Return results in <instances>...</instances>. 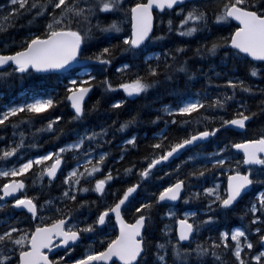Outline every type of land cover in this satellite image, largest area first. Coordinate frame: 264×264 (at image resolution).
<instances>
[{"label":"snow or ice","instance_id":"snow-or-ice-1","mask_svg":"<svg viewBox=\"0 0 264 264\" xmlns=\"http://www.w3.org/2000/svg\"><path fill=\"white\" fill-rule=\"evenodd\" d=\"M108 17L116 18L105 22ZM125 19L130 26L127 33L122 27ZM232 21L238 26L212 36L215 29L230 28ZM17 27L26 29L20 39L10 34ZM116 35L120 40L113 44ZM174 36L204 39L191 48ZM187 51L191 57L185 55ZM117 56L121 57L116 68L119 83L103 75ZM241 57L260 61V67L250 62L247 72L264 79V0H128L127 6L123 0L0 3V66L8 69L0 71V100L6 94L3 89L33 73L56 75L59 84L39 96L0 103V129H12V139L0 147V177L4 178L0 181V264H264V188L245 203L239 225L222 228L219 224L220 214L234 208L250 188L264 184V128L235 142L222 137L212 151L203 150L210 138L228 127L247 130L256 115L264 113V85L227 76L232 71L229 61ZM97 68L100 80L94 74ZM196 80L204 84L190 91ZM96 84L105 92L122 89L126 98L161 86L175 96V103L158 109L170 120L153 135L147 145L151 151L127 167L114 170L107 161L116 164L138 149L139 137L130 127L139 123L138 114L90 130L87 117L98 109L99 100L88 108L86 98ZM213 84L225 91L211 93ZM237 91L259 94L262 99L253 110ZM62 102L70 104L73 115L68 119L84 124L82 130L60 127V115L46 118L48 110ZM125 103L114 99L110 107L119 109ZM231 104L236 110L229 118L204 114L227 113ZM37 120L44 122L37 127ZM176 123L190 130L169 139L164 133ZM25 126L29 131H24ZM67 131L75 139L41 154L33 151L42 148L38 143L42 134L56 132L59 138ZM110 132L126 137L118 144L119 155L104 150L115 139L114 134L107 138ZM4 136L0 131V138ZM189 149L184 160L170 166ZM233 149L242 152L241 159H232ZM66 154L72 157L71 167ZM157 170L162 172L159 177ZM225 173L226 186L218 178ZM117 180L124 186L113 188ZM82 194L98 195L94 200L80 199ZM181 199L187 207L182 214L176 207ZM201 201L206 203L195 210L189 206ZM164 204L168 208L160 211ZM249 214L251 219L244 223ZM157 217L172 223L158 224ZM204 230L209 235L200 239ZM84 240L87 247L77 255L74 246Z\"/></svg>","mask_w":264,"mask_h":264},{"label":"trees","instance_id":"trees-1","mask_svg":"<svg viewBox=\"0 0 264 264\" xmlns=\"http://www.w3.org/2000/svg\"><path fill=\"white\" fill-rule=\"evenodd\" d=\"M5 0H0V3H4ZM125 6L128 4V0H123ZM116 17H108L107 20L110 19H115ZM160 17L157 16L156 18V27L157 31L162 30L160 28ZM163 19L166 21L168 19V16L165 15ZM231 24V27L228 28H222V29H215L212 33V36H215L217 34H227V32L231 31L236 27L237 25L234 24L233 22H229ZM20 24H24V21H20ZM125 33L129 30V22L125 19L122 25ZM26 29L24 27H17L11 29L10 34H14L16 39H20ZM34 31V29H33ZM212 36L206 37L207 39L211 40ZM174 40H176L178 43H185L189 44L191 48H195L197 41H200L203 43V39L200 36H197L195 40L191 38H184V39H179L177 36L173 37ZM120 40V36L116 35L112 39L113 44H117L118 41ZM103 46V45H101ZM169 45L165 44V47H168ZM119 50V47L117 48V51ZM153 49H149V51H152ZM156 51H159L160 49L157 47L155 49ZM91 51V49L89 50ZM146 54V53H145ZM186 56L191 57L192 52L187 51L185 52ZM142 59V56L140 57ZM121 62V57L117 56L114 61L113 65H109L106 67V69L103 72V75L109 76L111 79L114 80V82L119 83L120 82V74L116 71V68L119 66V63ZM152 62V61H149ZM252 62L255 64V66L260 67L261 62H256L248 59L247 57H241L238 60L234 61H229L228 67L232 69V71L227 73V76H234V77H239L241 79H244L247 81V83L251 85H264V79L261 78H252L247 72V68L249 63ZM204 67H207V64L204 65ZM7 68L1 69L0 71H7ZM80 69L77 68L76 71L78 72ZM221 71L223 69H220ZM99 69L97 68L96 73L97 74V80L101 79V76L98 74ZM225 76L224 78H227ZM62 83V81H61ZM219 83V82H218ZM204 84L203 80H196L193 84L190 85V91H195L196 89L201 88V86ZM180 86L183 87V80H181ZM54 87H59L58 84V79L56 75H38V74H31L28 77H25L22 81H14L13 86L10 89H3V91L6 93V97L10 96H15L19 93L25 92L27 95H39L42 94ZM211 93L215 94L217 92H223L225 89L223 87L217 88L215 84L210 85L208 89ZM60 94L63 95V89L60 90ZM237 96H242L244 100H247L249 105L253 110L257 108V101L262 99V96L257 94L255 96H252L250 94H242L239 91H237ZM114 99H125L126 103L124 106H121L119 109H114L111 108L110 105L112 104ZM99 100V106L97 110H94L91 112L88 117H87V126L91 130V126L95 125L96 127H102L104 124L112 125V121H123L128 119L130 116L134 114H138L139 118V123L130 126L131 127V132H134L138 135L139 140H138V149H133L130 150L124 157L123 161H118L116 164H113V160L109 159L107 161L108 165H111L113 169L115 170L116 168H123L127 167V165L130 162H134L137 160L140 156H143L151 151L150 148L147 147V145L152 142V137L154 134L159 132L160 129L165 127V120H170V118L167 115H163L158 109H160L162 104H173L175 103V96L173 93L170 91H166L163 86L158 87L156 89H150L146 94H142L137 96L136 98H126V94L123 92L122 89H116L115 92H105L102 85L96 84L94 86V90L91 91L89 94L88 99L86 100V107L91 108L93 104H96L97 101ZM233 110H236L235 104H231L229 106V111L226 113L224 111H218V112H205V115L208 116H225V118H229L231 115V112ZM53 115H60L62 117V120L58 122L60 127L65 128L66 130L68 129H83L85 126L82 123L79 122H73L70 121L68 118L73 115L69 108V104L67 103H60L55 109H50L48 110V115L47 118H51ZM160 115L162 118L161 120L157 121L155 124L150 123L149 121L155 117ZM195 114H193L194 116ZM180 116H177V121H179ZM36 125V121H35ZM118 128V123L115 126ZM261 128H264V113H258L256 117L247 125V130H244L243 132H237L233 129H228L224 132H221L219 136L215 138H211L207 144L203 147L204 151H212L217 144V141L220 140L222 137H227L228 140L235 142L236 140L243 139V138H252L255 134H257ZM11 130V127H8L7 129H0V131H3L5 133L4 138H0V147L6 146L8 143V140L6 138L7 133ZM190 129L186 128L183 125H180L179 123L172 124L169 128L168 131L164 133L165 136H168L169 139H173L176 137L183 136L189 131ZM24 131H29L27 126L24 127ZM125 131H128L127 129ZM113 134L115 135V139L113 140V143L109 147L108 145H105L104 150L106 151H111L113 156L119 155V147L118 144L122 141V139H125L126 137H122L120 133L118 132H110L109 136L107 138L111 139L113 137ZM72 139H75V136L72 134V132L67 131L66 134H62L59 138H56V132H49L47 133V150H54L52 148V145H55V147H59L61 144L70 141ZM41 151H43V145L41 148ZM192 150L189 149L188 152H185L183 155L178 156L176 160H173L171 162V167H175V164L180 162L182 159L185 158ZM37 152V150L35 151ZM233 152V150H232ZM232 157L237 158L238 160L242 158L241 155L235 154L233 152ZM67 165L68 167H71L73 165V160L69 156H66ZM12 160V158H10ZM22 161V160H20ZM19 161V162H20ZM14 162V161H13ZM174 165V166H173ZM191 165V166H190ZM142 166V165H138ZM193 165L191 163L187 164L188 168H191ZM67 171V168H65ZM163 169V171H167ZM103 171H107L105 168ZM162 175V172L160 170H157L155 172V176L159 177ZM226 173L222 175V185H225L226 182ZM135 177H133L134 179ZM225 178V179H224ZM4 178L0 177V181H2ZM62 179V175L59 179L56 180V185H59ZM129 181H125L124 183L126 184ZM31 186V185H30ZM117 186L123 187L124 184L121 183V181L117 180L116 183L112 184V187L115 188ZM261 188H264V184L257 185L255 188H252V190L246 194L238 204H236L235 208L231 209L230 211H227L221 215V219L219 221V224L222 228H230L235 225H239L241 223V212L243 211L245 207V203L249 201L250 199L255 197V193L258 192ZM37 191L39 190L36 188ZM152 188H149V191H152ZM55 192V187L53 188V193ZM187 194V193H185ZM96 195H85L82 194L80 196V199H96ZM45 197V196H44ZM43 197V198H44ZM110 199V198H109ZM198 203V204H197ZM206 201H201V202H190V206L195 210L197 205L202 206V204H205ZM180 209H179V208ZM184 207V208H183ZM166 209L165 205H162L160 211H164ZM178 212L181 214L183 211L187 210V207L184 205V201L181 199L178 206H177ZM19 215H23L21 213H18ZM250 214L245 218L244 223H247L248 220H250ZM128 218H131L130 215ZM202 218V217H201ZM167 221H160L157 217V223L162 224ZM111 226L109 230L110 231ZM211 234L213 236L216 235L215 230H212ZM209 235L208 230L203 231V235L200 237V239H204ZM157 238H158V233H157ZM149 239H152L151 236H149ZM195 243V241H193ZM88 241L84 240L82 241L79 245L74 246V251L76 252L77 255L81 254L84 249L87 247ZM187 247L186 245H184ZM62 255L63 253L60 252L58 253Z\"/></svg>","mask_w":264,"mask_h":264},{"label":"flooded vegetation","instance_id":"flooded-vegetation-1","mask_svg":"<svg viewBox=\"0 0 264 264\" xmlns=\"http://www.w3.org/2000/svg\"><path fill=\"white\" fill-rule=\"evenodd\" d=\"M20 95H22V97L23 96H25V95H27L25 92H22V93H19V94H17V95H15V96H10V97H6L5 95L3 96V99L2 100H0V103H6V102H8L10 99H13V98H16V102H18L19 101V98H18V96H20ZM22 97H20V98H22ZM0 110H2V109H0ZM47 118V117H46ZM44 121H41V120H37L36 121V126L38 127V126H40V124H42ZM10 127V126H9ZM12 129L7 133V136H6V138H7V140H10V139H12ZM30 142V141H29ZM38 143L40 144V145H43V151H41V148L39 149V150H37V154H41V153H43L44 151H47V133L46 134H42V136H41V138L39 139V141H38ZM34 152L36 151V149H34L33 150ZM66 156H67V154H66ZM67 160V159H66ZM68 161V160H67ZM21 162H23V161H21ZM30 172H31V170H30ZM223 181V180H222ZM27 183L29 184V185H31V179L29 178L28 179V181H27ZM44 183L45 184H47V181L45 180L44 181ZM35 190H37V189H35ZM29 194H31V191L29 192ZM44 199H47V196H45L44 197ZM166 206V205H165ZM168 208V205L166 206V209ZM22 214V213H21Z\"/></svg>","mask_w":264,"mask_h":264},{"label":"water","instance_id":"water-1","mask_svg":"<svg viewBox=\"0 0 264 264\" xmlns=\"http://www.w3.org/2000/svg\"><path fill=\"white\" fill-rule=\"evenodd\" d=\"M235 24H237L238 25V23L239 22H237V21H233ZM247 58H249V59H251V60H254L253 58H251V57H247ZM254 61H258V60H254ZM0 69H4V67L3 66H0ZM36 74H39V75H43V74H40V73H36ZM88 97H89V95H88ZM88 97L86 98V100L88 99ZM69 107H70V104H69ZM70 110H71V107H70ZM72 111V110H71ZM73 112V111H72ZM231 128H234V129H236V130H243V129H238V128H236L235 126H232ZM234 150V152H236V153H239V154H241L242 155V152L240 151V150H235V149H233ZM251 190V188L249 189V191ZM248 191V192H249ZM246 194V193H245ZM244 194V195H245ZM179 202V201H178ZM178 202H176V205L178 204ZM111 262H106V264H110Z\"/></svg>","mask_w":264,"mask_h":264},{"label":"bare ground","instance_id":"bare-ground-1","mask_svg":"<svg viewBox=\"0 0 264 264\" xmlns=\"http://www.w3.org/2000/svg\"><path fill=\"white\" fill-rule=\"evenodd\" d=\"M233 22V21H232ZM234 23V22H233ZM235 24V23H234ZM237 25V24H236ZM238 26V25H237ZM249 59V58H248ZM251 60V59H250ZM252 61H254V60H252ZM256 62H260V61H256ZM232 126H230V127H228V129H233V130H235V131H237V132H243L244 131V129L243 130H236V129H234V128H231ZM211 139V138H210ZM209 139V140H210ZM208 140V141H209ZM167 163V162H166ZM171 166V165H170ZM174 166V165H173ZM191 166V165H190ZM165 169V168H164ZM66 170V169H65ZM167 170V169H166ZM224 177H226V176H224ZM220 178H221V176H220ZM222 179V178H221ZM225 179V178H224ZM225 186H226V184H225ZM198 204V203H197ZM164 205H166V204H164ZM167 206V205H166ZM190 206V205H189ZM179 208V207H178ZM184 208V207H183ZM235 208V207H234ZM233 208V209H234ZM180 209V208H179ZM166 210V209H165ZM244 210V209H243ZM251 216V215H250ZM251 218V217H250ZM168 223H169V221H167ZM186 246H187V244H185ZM111 264V263H110Z\"/></svg>","mask_w":264,"mask_h":264},{"label":"rangeland","instance_id":"rangeland-1","mask_svg":"<svg viewBox=\"0 0 264 264\" xmlns=\"http://www.w3.org/2000/svg\"><path fill=\"white\" fill-rule=\"evenodd\" d=\"M79 71H80V70H79ZM69 155H70V154H67V156H69ZM70 158L72 159L71 155H70ZM232 159H233L234 161H235V160H238V159L235 158V157H232ZM182 160H184V159H182ZM198 162H199V163H203V161H198ZM65 172H66V171H65ZM218 178L221 180V183H222V180H223V179H221L222 177H221V178L218 177ZM93 182H94V181H93ZM85 195H87V194H85ZM183 212H184V211H183ZM183 212H182V213H183ZM182 213H181V214H182ZM169 223L171 224L172 221H169ZM106 234H107V231H106ZM84 250H85V249H84Z\"/></svg>","mask_w":264,"mask_h":264}]
</instances>
